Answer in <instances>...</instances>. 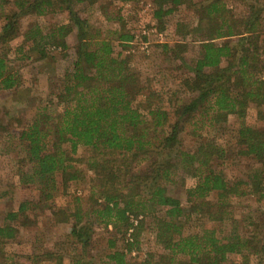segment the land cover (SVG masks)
Masks as SVG:
<instances>
[{
  "label": "trees",
  "instance_id": "1",
  "mask_svg": "<svg viewBox=\"0 0 264 264\" xmlns=\"http://www.w3.org/2000/svg\"><path fill=\"white\" fill-rule=\"evenodd\" d=\"M98 1L0 0V91L24 85L16 61L44 62L51 48L60 50L62 60L48 99L36 106L33 117L17 133L0 122V137L7 143L2 152L18 151L15 174L39 192L38 203L23 201L5 216L0 264H13L5 246L19 234L14 221L26 219L39 204L51 211L54 223L71 224V264H136L149 232L158 249L145 252L137 264H227L232 254L264 264L261 226L252 235L238 232L233 212L240 198L264 200V126L247 121L253 110L264 121V0H240L241 14L228 0H153L160 30L169 26L182 38L157 47L188 71L180 77L185 95L168 103L131 58L116 53L112 40L81 15V5ZM184 4L193 8L195 21L166 24L165 18ZM49 14H62L63 21L46 31L37 23L22 30L24 16ZM118 33L123 44L134 39L129 32ZM193 43L196 55L188 63L184 54ZM232 121L237 123L233 142L220 143L216 133L233 127ZM189 137L194 145L185 148ZM80 145L91 151L90 193L74 197L68 212L55 206L54 198L60 187L66 190L85 176L73 164ZM228 145L257 165L241 177H229L220 164ZM179 176L194 181L186 189L188 207L168 191ZM86 199L91 208L84 207ZM132 217H141L137 225ZM193 217L232 223V231L226 237L207 227L187 232ZM96 224L112 226L124 241L121 249L116 238L109 239L110 252L98 261L87 257ZM55 254L43 251L32 264L55 258V264H63L64 257Z\"/></svg>",
  "mask_w": 264,
  "mask_h": 264
},
{
  "label": "rangeland",
  "instance_id": "2",
  "mask_svg": "<svg viewBox=\"0 0 264 264\" xmlns=\"http://www.w3.org/2000/svg\"><path fill=\"white\" fill-rule=\"evenodd\" d=\"M228 1L229 6L237 14H241L243 5L240 0ZM152 2L153 0H99L93 5H81L80 13L84 18L88 19L90 25L112 40L116 53L131 58L142 78L144 80L148 78L150 84L158 92H161L164 103H168L170 99L173 100L178 96L185 95L186 92L180 83V79L182 78V73L188 71L180 67L181 61L175 60L172 62L162 52V49L157 47L160 44L172 43L182 38L176 35L174 29L169 26L164 30H160L154 18ZM1 17L0 13V29L3 23ZM63 18L62 14L27 15L22 18L21 26L22 30H27L32 24L37 23L46 31L54 23L63 21ZM165 20L166 24L177 21H190L193 23L195 21V12L193 8L184 4L178 6ZM119 31L129 32L134 36V39L123 44L118 40ZM75 39V34H71L68 37L70 46L75 44ZM21 41L22 36L11 43L12 47ZM145 43H147V46H145ZM195 47L196 44L184 54L186 62L189 63L195 57ZM51 49L50 58L44 62L16 61V65L23 74L24 85L17 90L0 91V122L9 126V131L12 133H17L33 117L36 106L44 104L49 97V92L55 84L58 69L62 64L60 50ZM247 121L252 125L264 126V121L256 118L255 110L249 113ZM231 125L233 127L227 126V131L224 133H216V135L218 134L217 140L220 143L233 142L231 131L236 128V121H232ZM4 135L5 133L2 136ZM224 136L225 140L224 138L221 139ZM1 139L0 137V226L4 224L7 213L17 210L21 202L31 200L34 203H38L39 200V192L36 187L21 184L15 174V160L17 159L18 151L11 149L8 153L2 152V147L7 145V143ZM193 145V140L190 137L184 142L185 148H191ZM66 148L70 150L69 145H66ZM227 148H229L228 156L220 164L229 177H241L245 171L257 165L256 161L250 158L236 156L237 149H235V145L233 148L228 145ZM89 156H91L90 148L80 145L75 153L76 161L73 164L85 172V176L78 181L70 183L66 190L60 187L54 198L55 206L69 212L73 208L74 197L88 198L90 178L92 176V173L88 170L87 161ZM177 179L175 184L168 185V191L172 196L178 198L184 207H188L186 189L194 181L189 176L184 178L179 176ZM58 180L60 181V179ZM210 198L216 199L215 195H211ZM256 199L254 196L240 198L234 207V218L237 222V231L243 234L252 235L256 226H261L259 235L263 239L264 200L259 202ZM83 201L85 208H91V203L88 199ZM148 221L149 219H147ZM14 224L17 225L19 234L15 240L9 241L5 246V251L11 256L13 264H32L33 260L36 259V255H41L46 250H52L58 256L62 255L64 257L63 264H71L72 250L67 237L71 230L70 223H54L51 221V211L39 204L37 207H32L28 210L26 219L21 218L14 221ZM203 227L216 229L219 237H226L231 233L233 224H223L207 218L193 217L187 223L186 231L195 232ZM113 238H116V247L122 249L124 241L121 235L116 234L112 226L106 228L104 225L96 224L91 236V244L87 249V257L90 255L94 260L98 261L99 258L110 252L108 240ZM143 248L144 250L135 260L136 264L141 261L145 252L158 249L154 243L152 232L147 234ZM248 256L242 257L239 254H232L229 256L227 264L257 263L254 256ZM43 262L44 264H55L57 260L55 258L53 261Z\"/></svg>",
  "mask_w": 264,
  "mask_h": 264
},
{
  "label": "built area",
  "instance_id": "3",
  "mask_svg": "<svg viewBox=\"0 0 264 264\" xmlns=\"http://www.w3.org/2000/svg\"><path fill=\"white\" fill-rule=\"evenodd\" d=\"M145 46H147V43H145ZM141 217H138V218H133L132 217V222L134 223V225H137V223H138V220L140 219ZM132 231V229H130V231H129V235H130V232Z\"/></svg>",
  "mask_w": 264,
  "mask_h": 264
}]
</instances>
